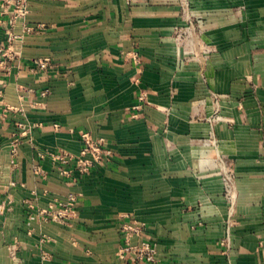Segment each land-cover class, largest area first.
<instances>
[{
  "label": "crops",
  "instance_id": "crops-1",
  "mask_svg": "<svg viewBox=\"0 0 264 264\" xmlns=\"http://www.w3.org/2000/svg\"><path fill=\"white\" fill-rule=\"evenodd\" d=\"M190 1L193 22L176 0H29L14 26L0 2V264H131L133 222L154 264H264V0ZM85 133L111 152L91 173L39 158ZM70 193L74 220L45 222Z\"/></svg>",
  "mask_w": 264,
  "mask_h": 264
},
{
  "label": "built area",
  "instance_id": "built-area-1",
  "mask_svg": "<svg viewBox=\"0 0 264 264\" xmlns=\"http://www.w3.org/2000/svg\"><path fill=\"white\" fill-rule=\"evenodd\" d=\"M182 8L183 15L186 20H191V1L190 0H176ZM4 7L3 14H11V25L14 26L16 21L25 18L30 13L29 0H0ZM18 38L11 34L10 41ZM36 64L43 69H46L50 64V59L37 60ZM2 92H0V96ZM139 104L134 107L135 110H140L143 107V103L146 101V95L144 93L139 94ZM82 141L84 147L77 155L67 152H40L39 158L45 160L49 158L53 165L57 168L60 175L68 178L76 179V175L85 176L96 168L97 166H103L111 160V152L106 148V142L104 139L93 140L90 134L85 133L82 135ZM18 145L15 144L12 150L13 157L18 155ZM34 172L36 174H42L43 170L39 165L34 166ZM233 172L225 171L224 184L228 189H231ZM228 198L231 203V210L234 208V197L228 193ZM79 195L76 193H70L67 199L60 201L57 199L52 200L48 207L42 209L39 215L45 222L69 224L74 220L76 215V209L79 203ZM233 211H231L232 213ZM228 232L227 237L223 240V245L230 246L231 242V219L228 220ZM145 225H140L138 222L133 224H126L122 228L125 246L122 248L123 255H127L131 264L141 263H157L158 262V248L151 241L143 239ZM138 238L137 243H133L134 238ZM44 258H48L47 255Z\"/></svg>",
  "mask_w": 264,
  "mask_h": 264
}]
</instances>
